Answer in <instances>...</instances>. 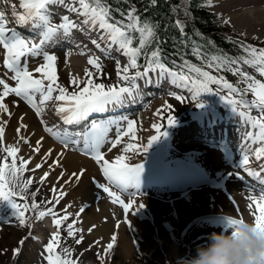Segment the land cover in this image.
Listing matches in <instances>:
<instances>
[{
	"label": "snow or ice",
	"instance_id": "6c2138e0",
	"mask_svg": "<svg viewBox=\"0 0 264 264\" xmlns=\"http://www.w3.org/2000/svg\"><path fill=\"white\" fill-rule=\"evenodd\" d=\"M11 2V0H7ZM150 3L155 4L157 0H149ZM214 0H203L201 6L211 5ZM23 11L13 15L17 17V24H24L30 21V26L27 31H20L15 27L9 28L6 25L8 21L5 18V13L0 10V44L6 49L3 64L7 69L12 71L11 79L15 81L14 84L9 83L4 76H0V111L7 112L11 115L8 104L4 103V98L9 93H14L18 97H22L33 109L38 116L41 117V122L45 130L52 134L57 140L63 144V148L57 153L59 157L61 153L71 144L74 148H79L80 151L87 153L89 156L99 163V167L103 175L107 178L109 183H101L92 177V180L106 192L109 197L116 203L122 206L125 213L124 219H128V212L133 209L137 201L128 198L125 200L121 196V192H125L129 184H135L139 187L140 173L143 169V159H139L135 163L127 162L129 157L124 154H118L112 159L105 156V151L102 150V145L106 141H110L111 146L121 143V138L126 134L135 138L136 136V121L126 114H115L118 110L128 104L129 97L133 99L142 95L138 78L144 79V84L156 83L160 84L164 77H168L173 84H179L181 88L187 89L193 101L201 102L200 93L216 91L222 95V98L229 102L233 110L246 124L251 125V130H247L240 141L242 147L241 159L239 164L233 169H237L231 175L238 177L244 182L245 188L250 193V201L248 207H254L256 211L251 213L253 224L260 229H264V78L258 79L248 71H242L239 67H232L233 63L239 65L241 61L246 62L256 68V71L264 74V47H257L256 45L241 42L240 47L244 49L242 55L229 57L227 55L217 56L213 58V66L217 68L229 67L234 73L241 75L243 87L238 86L232 81L227 80L223 75H213L203 67L190 65L198 75H185L182 71H177L168 64L164 63L161 59V50L157 46L151 53L146 56V61L141 69L138 64V56L142 51L146 50V46L153 42L157 36V22L149 17H141L134 4L130 5L126 12L120 8L114 9L116 12H121L122 15L127 17L126 20L118 19L112 15V4L109 0H73L71 3H65V0H20ZM63 5L72 12L83 15V24L87 25L89 29L102 30L99 31L100 40L105 43L102 45L98 40L93 39V44L97 48H102L105 56L112 54L113 45L117 46V53L123 51L127 56L128 62L121 65L117 60L116 68L117 75L122 77L123 83L119 84H105L96 82L93 76L89 74L90 69H85L84 79L86 82L80 86V80L73 77L71 83L73 90L69 89L58 82V74L56 69L57 56L54 52L48 51L49 44H56L57 36L63 39L72 38L73 29L83 28L80 23L70 18L67 13H64L59 22L53 21V15L56 14L53 8L49 5ZM15 8V5H13ZM175 11V6L173 7ZM187 13V8H185ZM227 21V18H224ZM175 24L180 27L183 33L184 21L177 19ZM138 33V37L135 35ZM39 36V40L35 37ZM138 39V43H133ZM231 39V37H228ZM86 49L81 48V51ZM71 49L68 50V54ZM197 55L200 52L197 51ZM42 57L43 62L36 68H29L28 57ZM90 65L95 69L101 68L100 57L89 55L87 57ZM209 61H206L208 63ZM134 68V71H129ZM122 69V71H121ZM157 76L155 81L150 73L156 71ZM34 72H39L44 75H33ZM103 73H100L102 75ZM45 79L48 81L45 83ZM215 84L216 87L211 85ZM220 86H223L228 91L221 93ZM55 92V95H53ZM251 92V98L246 93ZM38 95V98H37ZM169 95L176 96L180 100L186 99L182 92L170 91ZM55 100V111L59 113L64 126L61 127L57 124H49L43 119V112L47 107L46 102ZM16 103V101H13ZM171 105L165 102L157 109L156 115L161 117V120L166 121L167 124L174 123V116L171 112ZM167 108L169 111L163 112L162 109ZM258 109L259 114L253 115L252 110ZM113 113L108 115V113ZM99 114L98 116L86 121L90 114ZM84 122L83 131L73 129L71 126ZM126 122V123H125ZM5 123H7L5 121ZM161 122L153 121L151 124L152 129L155 131L147 137L146 143H125V149H133L138 152H145L148 146L156 140L163 132L164 125ZM27 127V125H21ZM115 127L116 135L114 138L109 135L110 131ZM17 133L20 132V127L16 129ZM4 127L0 124V139H2ZM22 139L28 140V136H23ZM40 137L36 141L35 151H40V144L43 140ZM259 142L253 149L252 145ZM18 147L8 144L4 148L7 154L4 158L0 159V219L11 220L12 217L19 219L21 225L25 224L28 217L25 215L29 208H40V202L34 197L35 192L31 195L33 199L28 203L25 189L32 182V176L24 178L22 173L25 171V165L32 159L29 156L27 159L19 158L20 163L17 164ZM52 152L50 147L44 154L47 157ZM11 156V161L7 159ZM254 156L260 163L259 167L253 168L250 166V157ZM41 162L34 165L35 168L41 166ZM53 164H58L59 160H54ZM51 168L52 165H49ZM239 169H242L243 172ZM84 169H80L82 174ZM246 173L247 175H244ZM49 172L45 171L39 179L43 181ZM63 175V172L60 174ZM76 176V173H72ZM258 182L254 184L252 179ZM60 177L58 176L57 179ZM110 185L117 186L120 191H115ZM53 190L56 185H53ZM63 185H61V188ZM64 192L57 193L56 203L59 202L58 197L62 196ZM137 193L129 192L132 197ZM20 199H17V198ZM53 198L48 197L45 203H48ZM21 200L24 203H21ZM71 203V202H69ZM142 206V202L138 204ZM55 205L42 208L37 216H43L45 213H50L53 216V224L56 225L57 231H52L50 238L43 244L46 250V260L48 264H77L76 259L72 258L69 253L72 248L67 244L61 245V232L60 226L66 221V218L72 215L68 211H64L62 216H58L53 210ZM68 205H65L67 208ZM82 206L80 211L84 210ZM77 216L80 212L76 213ZM229 225L242 223L244 217L237 214H225ZM106 219V218H105ZM76 220L66 223L67 236H76L77 229L74 227ZM92 225L89 231L94 228ZM234 231V230H233ZM83 236H79L76 243L83 240ZM117 234H111V240L108 242L105 252L111 250L116 243ZM95 243V241H94ZM58 246L61 250H58ZM91 247V245H89ZM20 249H14V252H19Z\"/></svg>",
	"mask_w": 264,
	"mask_h": 264
},
{
	"label": "rangeland",
	"instance_id": "374dc122",
	"mask_svg": "<svg viewBox=\"0 0 264 264\" xmlns=\"http://www.w3.org/2000/svg\"><path fill=\"white\" fill-rule=\"evenodd\" d=\"M11 2L14 3V5L16 7V11H18L19 9H18L17 6L19 4V0L18 1L17 0H12ZM8 8H10V7H8ZM210 8L212 9L211 6H210ZM81 16L83 17L82 14H81ZM222 16H223V10L220 9L219 10V18L222 19L221 18ZM224 23H225V25H227V27L232 29L234 34L238 35L240 40L248 39V40H246V43L252 44V45H256L258 48L262 47L261 43L264 45V32H262V31H259V32L251 31L250 32L249 31L251 34L248 35L246 32H248V29H250V28L242 26V28L246 29V32L241 30L242 33H239L241 31L236 32L237 30L236 31L234 30L235 27L233 26L232 22H230V21L229 22L228 21L225 22L224 21ZM102 42H104V41H102ZM114 65H115V71H114V75H115V72H117L116 63ZM81 66L73 68V70H71L69 72L67 70V68L69 66L66 67L65 62L61 58H59L57 60V66H56L57 74H58V82L60 84L65 85L69 89V91H71L72 90L71 87L73 85L71 83V80H72V78L74 76L77 77L78 79H80L79 77L81 75H80L79 71H80V67ZM232 67H235V66L233 65ZM29 68H30V66H29ZM31 69H33V68H31ZM74 72H76V73L73 75L72 73H74ZM251 74L256 76L257 78H259V75L257 74L256 71L251 73ZM114 75H113V78H114ZM102 77H104V75ZM261 78H264V77H261ZM81 80H83V79H81ZM47 82L48 81H46V79H45V83H47ZM13 84H14V82H13ZM248 94L252 95L251 92H248ZM13 95H14V93H9V95L7 97H10V100H13V99L16 98L18 101L20 100L26 107H28L23 102V100L18 99L17 97H14ZM184 96L186 97V99L180 100V99L177 98L176 100L174 99V102H172L173 99L171 97H167V96L160 97L159 99H160V101L162 103L160 102L158 104L159 101L156 100L155 103L148 104L149 105V112H153V109L160 108V106L162 104H164L165 102H167L168 104H170L172 106L171 109H173L176 105L180 104L181 101H186V102H188V105H190L192 103L191 102L192 99L190 97L189 92L186 95H184ZM55 103H56L55 100L46 102V104H47V107H46L47 108V114L48 115L50 114L51 116H54V117H57V116L60 117L59 113H57L55 111V108H54V104ZM148 103H149V101H148ZM48 104H49L50 108L48 107ZM18 105H19V107L21 109H19L17 111L16 115L17 114L22 115V109L24 110V107H22L19 103H18ZM166 109L167 108L162 109L163 112L169 111V109H167V111H165ZM2 112L3 111H0V114ZM252 112L254 114H258L259 110L258 109H254V111H252ZM180 113H177L176 115H173V116L175 117V116H177ZM154 115H156V114H154ZM1 119L2 118H1V115H0V121H1ZM8 120L9 119L5 120L7 123L4 122V128H5L4 131L6 133L3 132L2 139H0V144L2 145V147L4 149L8 145V142L6 141V139L7 140H9V139L11 140V137L13 139H15V138L17 139V140L15 139V141H14V146L18 147V149H19V151L17 153V156H18L17 164H19L20 163V159L19 158L27 159L31 155V152H29V151L32 150V146H33L31 142H33V144H36V141L40 138V136L36 137V140L34 138H32V139L28 138L29 140L25 141L24 139H22V137L25 136V133H22V131L19 132L20 133V135H19L20 137H17L18 133H17L16 130L14 131L16 133L15 135L8 134L9 129H10L9 128L10 124L8 126V123H9ZM57 121L61 122L62 121L61 117L58 118ZM172 124H174V123L167 124L166 125V129L163 130L162 134L156 140H154V142L156 144H158V141L161 138L166 140V143H163L165 145V150L168 149V148H171L172 150L173 149H177L175 144L178 143L179 141H181V139H182L181 136L179 138H173L172 137V135H174L175 132H176L174 130ZM143 127L144 128L141 129L142 133L140 132V134L142 136L143 135L145 136L146 133H147L146 130L147 131L149 130V128L151 127V124L145 123V125ZM154 131L155 130L152 131V134H153ZM43 132L48 137H50V139L53 140V138H51V135L48 134L49 132H47L46 130H43ZM140 134L136 133V137H138L136 140H138V141L140 139L139 138ZM4 136L6 137V139H5ZM26 136H28V135H26ZM54 141L56 142V140H54ZM138 141H136L135 143H138ZM105 145L108 148V150L105 151V155L108 154V152L111 150V148L115 147V146H111L109 141H106L105 144L102 146V148ZM24 147H25V149H24ZM180 148H181L180 150L182 152L184 150L188 151V150L195 149V151L197 152L198 157H199V155H201L203 153V151H201V149H197V148H194V147L186 148V147L182 146ZM135 154H137V152H133L132 155H135ZM146 156H147L146 154L141 156V159H145ZM186 156H187V154L185 153L184 157L186 158ZM193 156H194V153H191L190 157H193ZM9 157L11 159V156H9ZM106 158H108V157L106 156ZM181 158H183V154L177 157L178 160H180ZM197 160L200 161L201 158L199 157V158H197ZM53 161H54V158L53 159L51 158L48 162H44V164H42L39 168H35L34 165H36L38 162H34V161L29 160L28 164L25 165L24 167L27 170V173L32 175L33 179L36 182L35 190L42 189V191L40 192V196L41 197H52L53 198L51 201H49L47 203L46 206L50 207V206H52L54 204L55 207H54L53 210L56 212V214L62 216L64 211H68V212L72 213L71 210H70V208H71L70 204L71 203H69V202H72V200L70 199L71 195L74 196V197L79 198V195H78V192H77L78 191V189H77L78 185L75 186L74 188H72V186L75 185L74 184V180H75L74 178H79V173L74 172L75 170H72V171H70L68 173L67 172L68 166H64L60 162L58 164H53L52 163ZM201 161L202 162H191V165H192V163H194L196 165L203 166V164L205 163V165L203 167H201V173L204 176H206L204 174V171L207 172V173H212L213 174L214 173L213 171L216 170L215 168H217V169L221 168L222 170L224 168H226V165L221 160H220L221 167H219V166L216 167L213 163L208 164L207 162H204V160H201ZM49 165H52V167L50 168ZM233 170L235 171L237 169H233ZM239 170H241L243 172L242 169H239ZM45 171L49 172V175L47 177H45V179L43 181H41L39 179V177ZM61 171L63 172V175H61V177L56 182L55 178L59 176L58 172H61ZM72 173H76V176H74L71 179H69V176H71ZM206 177H208V176H206ZM223 177H224L223 175H221L220 177H217V178L208 177V178H210L209 181H211V182H209L208 184L201 182L200 185L209 186V185H212V182H214V183H216L218 185V181L217 180L220 179V178H223ZM233 177H235V176H233ZM235 178H236V181L242 182L238 177H235ZM152 179L153 178H151V180ZM165 179L166 180H170L168 177H165ZM89 182H90L91 185H93V188L95 189V191L93 189V193H92L93 194V201L95 202L94 203L95 207L93 206V204H91L90 208L93 209V210L96 209L97 212H100L101 202L103 200L104 201H109L110 199L107 198V197H103V195L101 194L98 186L95 184V182L91 178H89ZM53 185H56V189L55 190H53V187H52ZM61 185H63L62 188H61ZM113 186H115V185H113ZM239 187L236 186V189H238ZM113 190L118 191V192L120 191V189H118V187L117 188H113ZM193 190H195V188ZM225 190L230 192L228 190V187H226ZM180 191H182L181 195H180L181 192L178 193V194L170 195L172 197H170L171 201H169V202L168 201L167 202L160 201L161 199H167L168 198L167 196H164V195H159V196L154 197V198L151 197V198L143 199L140 196H137V194H135L134 196L130 197L128 192L124 193L126 196L122 197V198H124L125 200H127L128 198H132V199L137 201V204L133 206L134 208L131 211V214L128 215L127 222H125V225H124V227L122 229H119L118 226H116V223L120 219L118 217V216H120V214L118 213L116 215L115 218H116L117 221H116L115 225L113 226V229H111V232H107V235H105L102 231L97 230V228H95V227L92 228L91 231H89V228H91L92 225H85V226L78 225V224H80L79 220H81V218H82V216H81L82 214L81 213L83 211L80 212L77 209V207L79 206V208H81L82 206H85V208H86L87 204L89 205V201L86 200V198H84V199H81L80 201H77L76 203H74V207H76V209H75L74 213H72V215H70L69 217L66 218L65 223H69L72 220H76L75 228L77 229L78 233H80L82 236H84V239L87 242H89L87 244V246H85L83 248V257H84L85 260L83 261L82 264H88V262H90L91 264H94V262H93V257L95 258V253L94 252H98V253L102 254V256L104 258V261H105L104 264H107L109 261L110 262L113 261V263H115V264H171V263L174 262V260L172 258L174 256L171 255V254L167 255V252H168V249H169L167 244H171L173 242H174L173 244L176 243L177 246L179 247L180 251H178V252L182 253V252L188 251V255H191L190 254L191 252L194 253L195 250H196V247L199 245V244H196V243H198L199 241H207L208 239H205V238H204V240L198 239L197 241H194L193 245H189V244H187L188 239L186 237H184V234L181 235V232H182L181 230H182L183 225L185 223H187L189 220H191L193 216H196L198 214H203L204 212L199 211L200 206L198 205V203H195L194 208L188 209V210L184 209L182 211H179L178 214H177L176 213L177 209L185 208L186 205L188 204V203L187 204L184 203V205L180 206V205L177 204L178 199H173V198H179L180 196L184 195V193H183L184 190H180ZM59 192H64V194L62 196L58 197L59 202L56 203L55 201L57 199V193H59ZM239 195L241 196V194H239ZM122 196H124V195H122ZM244 196L245 195L243 194V198H244ZM83 200H85L86 203L82 202ZM153 200H156L158 203H171L172 202L171 203V207L167 208L165 210L163 207L158 206V205L157 206L149 205L150 204L149 202H151ZM111 201H113V200H111ZM140 202H142V206H138V204ZM110 203L112 204L113 207H115L114 203H112V202H110ZM249 203H251V201L247 202V204H246L247 207H248ZM65 205H68V207L65 208ZM118 207H120V206L118 205ZM230 207H232L231 204H230ZM138 209L142 210V212L137 213ZM254 211H256L255 208H254ZM77 212H80L79 216L76 215ZM249 213L251 214V212H249ZM46 214H48V213H46ZM115 214H116V212H115ZM48 215H49L48 217L53 218V216L50 213ZM129 216H130V219H133V216L142 217V222H144L146 226H143L141 224L142 222L140 223L139 221L130 222ZM40 218L41 217H39L35 222L40 223ZM13 219H15V217L11 218V220H10L11 223L13 221H15ZM8 221L9 220H5V219H1V221H0V250L4 249V248L5 249H9V246H8L9 238H12V240L13 239L16 240V238H18V236L20 234H24V227L26 225H24V226L18 225L19 228H17L16 225H10L11 223H8ZM206 221L213 222V220H211V219L206 220ZM35 229H39L37 224L34 226V229H32V226H31V230H33L32 232L37 233L36 231H38V230H35ZM13 230H15V233H12ZM39 230H43L44 231L43 232L44 233V240H40V241L39 240H37V241L34 240L33 241L32 237H31V234H32V232H31L30 239L28 241L25 240L23 242V245H22V248H21L22 249V253L20 254V256H23V257H21V259H20V261H21L20 264H41V263L42 264H46L47 263V260H46L47 252L43 248V244L46 243L45 239L48 238V236L50 234L48 235V232H46L42 228H40ZM213 230H216V229H214L213 227H210L209 224H206V223L202 224L200 221H197L192 226H190L188 228V232L187 233H188L189 239H191L194 236V233L201 234L200 232L202 231V232H205V233L209 234ZM113 232H115L117 234L116 243L114 244V246H113V248L111 250H109L108 252H105L104 249L107 247L108 242L111 240V234ZM119 235H121V236L124 235L125 237H127L128 241H129L128 243H129L130 246L129 245L125 246L124 243H123V246L120 247V244L118 242L119 241V239H118ZM41 241H43V242H41ZM94 241H95V243H94ZM165 241L167 242V244L164 243ZM89 245H91V247H89ZM85 256H87V258H85Z\"/></svg>",
	"mask_w": 264,
	"mask_h": 264
},
{
	"label": "bare ground",
	"instance_id": "6f19581e",
	"mask_svg": "<svg viewBox=\"0 0 264 264\" xmlns=\"http://www.w3.org/2000/svg\"><path fill=\"white\" fill-rule=\"evenodd\" d=\"M2 2H6V4L10 5L12 7L13 11H15L16 13L23 11V8L20 4V0H19V4L17 6L19 9L18 11H16V7L13 8V5H14L13 2H7V0H0V5H2ZM65 3H71V1L65 0ZM214 3H215V8H220L221 10H223V12H224V14H223L224 17L222 16L223 19L226 17L227 21L232 22L234 27H235V30H237L238 32L241 30H244V28H242V26L243 27H249L250 29H248V31H250V32L251 31H253V32H259V31L264 32V0H214ZM49 7L53 8L55 10V13H56L52 17L53 21L59 22L62 15L64 13H67L70 18H73L76 22L81 24L84 31H86L88 34L92 35L95 39L100 40L99 31H101V30L98 31L97 29H94V28L89 29L87 27V25L83 24V17L81 16V14H78L76 12H72L69 9H67L66 7H64L63 5L53 4V5H49ZM10 16H12V17L9 19L10 22L8 21L9 25L7 24L6 26L9 28H12V27H15V28L20 27V29L24 28L23 30H25V32H26V29H28L30 26V21L25 22L24 24H17L16 23L17 17H15L13 15V13L12 14L10 13ZM11 23H12V25H11ZM36 39L39 40V36H36ZM84 41H85L84 39H80L78 41L77 45L72 46L70 48L71 49L70 54H68L67 51H63L64 56H65V60L69 63L68 64L69 67L67 68V70L69 72L71 70H73V68L79 67V66L89 62L87 59V57L89 55H93V54L95 55L96 54V49H94L89 44H86ZM100 41L102 42V40H100ZM2 46L3 45L0 44V60H1L0 61V76H4V78L7 79L9 83H12L13 80L11 79V76L13 73L11 70L7 69L6 66L3 64L4 50H2ZM81 48L86 49V50L81 51ZM116 49L117 48L113 47L112 54H116V55L122 54V52L117 53ZM36 59L41 60V63L43 62L42 57H32V56L28 57L30 69L33 68V66L37 65ZM158 71H155L156 76H157ZM33 75H45V77H46V74H41L39 72H34ZM152 78H153V80L156 79L153 76H152ZM164 78L171 87L181 88L178 83L177 84L171 83L170 78H168L167 76ZM141 81L142 82H141L140 86L143 87L144 79L142 78ZM152 84H153L152 89L154 90L153 95L160 93L161 89L159 87H158V90L154 89L156 87V83H152ZM147 99L148 98H145V100H147ZM13 101H16V103H13ZM23 102L29 108L26 107L20 100L18 101L16 98L13 100H10V97H5L4 103L8 104L11 115L9 116L7 112L3 111L0 114L1 118H2L0 121V124H2L4 127L5 120L9 119L8 120V122H9L8 126L10 124V126H9L10 129H9L8 134L15 135L16 133L14 131L17 129V127H20V131H22V133H25V136L28 135L29 139L34 138L36 140V137H38V136L44 138L41 141V144L39 146L40 147L39 152L35 151L36 144H33V142H31L33 145L32 150L29 151V152H31V155H30L32 157L31 161H34V162L43 161L41 163V165H42V164H44V162H48L51 158L52 159L54 158V160L59 159V162L62 165L68 166V170H67L68 173L72 170H75L74 172L79 173V178H74L75 179L74 180L75 185L72 186V188H74L75 186L78 185V188H77L78 191L77 192H78L79 198L71 195L70 199L72 200V202L70 204L71 205L70 210L72 213H74V211L76 209V207H74V203H76L77 201H80L81 199H84V198H86V200L89 201V205L87 204V207L86 208L84 207L83 212L80 211L81 208H79V206L77 207V209L80 212H82L81 213L82 218H81V220H79L80 224H78V225H80V226L95 225V228H97V230L102 231L105 235H107V232H111V229H113V226L116 223L115 217L119 213L120 216H118V217L120 219L116 223V226H118L119 229H122L125 225V222H127V220L124 219L125 213L123 211L122 206L119 205L118 203L111 201V199L109 201L103 200L101 202L100 212H97L96 209L93 210L90 208L91 204H93V206H94L95 202L93 201V194H92L94 188H93V185L90 184L89 178L92 179V177H96V179L98 181H100V178H101L100 175H103V172L99 167V163L94 158L84 155L83 152L79 150V148H74L71 144L68 146L67 149L64 150L63 153H61V155L58 158L57 153L60 151L61 148H63V144L59 143L58 141L55 142L54 139L53 140L50 139V137H48L43 132V130H45V128L43 126V123L41 122V117L36 114L35 109H33L25 100H23ZM18 103L22 107H24V110L22 109V115H19V114L16 115L17 111L19 109H21L19 107ZM159 103L160 102H158V104ZM48 107H49V104H48ZM119 114H121V113H118V115ZM49 115L47 114V108H46L43 112V119L46 120L49 124H57L61 127L64 126L63 121H61V123H58V121H57V119L60 117H58V116L54 117V116H51V115L49 116ZM230 116L232 117V115H230ZM91 117L94 118V116H91ZM208 117L210 119H212L214 116L211 114H208ZM193 118H195V119L192 121L191 131H193L196 128H203L202 122L196 121L198 119V116L193 117ZM22 124L27 125V127H22L21 126ZM220 127L223 129L229 128L228 126H224V127L220 126ZM83 128H84V126L79 128V130L83 131ZM247 130H251L250 124H247L246 127L243 129V131H241L240 133L234 132V131L232 133L236 134L238 136V139L241 141V138L243 137V135L246 133ZM182 132L184 133L185 131L182 130ZM48 134L51 135V138H55L52 136L51 133H48ZM233 134H231V135H233ZM5 139H6V137H5ZM15 139H13L11 137V140L6 139V141L8 142V144L13 145ZM136 141H138V140H136ZM258 143L259 142H255L252 145L253 149L255 148V146L258 145ZM239 145L240 144H238L236 146H239ZM50 147L52 148V152L47 157H45L44 154L47 152V150ZM24 149H25V147H24ZM124 150H125L124 147L123 148L119 147V146L113 147L108 152V154H106L105 156L108 157L109 155H112L113 153L115 155H118L121 153L124 154L125 153ZM234 151L237 154V159L240 160L242 147L234 148ZM127 157H129V155ZM199 157L201 158V160H204V162H207L208 164L213 163L216 167L217 166L221 167L220 160L225 164V161L227 158V156L223 155L219 150L218 151L217 150H214V151L213 150H207L206 152H203L201 155H199ZM153 162L156 165V163H155L156 161H153ZM231 162H233V161H231ZM249 163H250L251 167L257 168V167H259L258 163H260V162L254 156H252V157H250ZM232 166H234V165H232ZM80 169H84V172L82 174L80 173ZM231 173H232V168L228 169L226 167L223 169V174H225L226 180L231 178ZM244 175H247V174L244 173ZM72 177H74V176H72ZM249 179H252V182L254 184L258 185V182L255 181L254 178L249 177ZM231 181L232 182H226V184L222 185V186L218 185L217 188L203 186V187L197 188L195 190L189 191L187 194H185L181 198H178V201H177L178 205L182 206V205H184V203L185 204L188 203V204L186 205L185 208L177 209L176 213L178 214L179 211H182L184 209L185 210L192 209V208H194L195 203H198V205L200 206L199 211L204 212V213L207 212L206 214L210 215L212 213L219 211V210L217 211L216 208L217 209L225 208V210L230 209V203L228 202V200H234V201L236 200V204L234 206H235V208H237V211H236L237 214L242 215L243 217H246V215L248 214V208L246 206L247 202L244 201V199L241 198V196L239 195V194L246 193L245 192L246 188L241 183V185L243 186V189H241V190L239 188L236 189V186H240V185L237 183V181H233V180H231ZM140 187H142L144 189L148 188L150 191H154L153 187H146L145 184H142L139 181V187L138 188H140ZM226 187H228V190L231 193H229L228 191L225 190ZM126 188L136 189L137 187L135 184H129ZM94 191H95V189H94ZM82 202L86 203L85 200H83ZM110 202L114 203L115 207H113ZM149 203L148 204L152 205V206H157V205L161 206L165 210L167 208L171 207V203H158L156 200H153ZM118 205L120 207H118ZM132 210L133 209H130L127 215H130ZM137 211H136L137 213L142 212V210H140V209H138ZM229 211H232V208ZM115 212H116V214H115ZM219 213H223V211H220ZM226 213L233 214L231 212H226ZM129 220H130V222L139 221L141 223L142 217L133 216V219H130V216H129ZM44 222H45L47 227L51 228V225L49 222H47V220H45ZM141 224L143 226H146L144 222H142ZM121 235H119V237H118V239H119L118 242L120 244V247L123 246V243L125 246L129 245V243H128L129 241H128L127 237H125L124 235L123 236H121ZM164 243L167 244L166 241ZM167 245L169 246L167 255L171 254L174 257H176V255L178 254V251H180L177 247V244L171 243V244H167Z\"/></svg>",
	"mask_w": 264,
	"mask_h": 264
},
{
	"label": "trees",
	"instance_id": "16d2710c",
	"mask_svg": "<svg viewBox=\"0 0 264 264\" xmlns=\"http://www.w3.org/2000/svg\"><path fill=\"white\" fill-rule=\"evenodd\" d=\"M182 0H157L155 4L149 0H109L112 4V15L118 19H122L125 15L121 12H116L114 9L120 8L126 12L127 8L134 4L141 17H149L157 22V36L153 39L151 47L155 49L159 46L161 54L167 55L172 61H182L193 57L190 49L197 46V41H202L201 34L203 32L213 31L219 24L213 20L210 13L202 11L198 8L196 0H188L184 4ZM175 6V11L173 7ZM187 8V13L185 11ZM180 19L184 21L183 33L180 27L175 24V21ZM215 21V22H214ZM215 47H207L209 53H220L216 48L227 47L225 50H232L231 53H240L239 48L231 42H227L219 35H215ZM171 67H175L169 61H164ZM5 236V235H4ZM17 241V240H16ZM16 241L12 238L8 240V246H14ZM17 256L7 249L0 250V264H15Z\"/></svg>",
	"mask_w": 264,
	"mask_h": 264
},
{
	"label": "clouds",
	"instance_id": "9594fccd",
	"mask_svg": "<svg viewBox=\"0 0 264 264\" xmlns=\"http://www.w3.org/2000/svg\"><path fill=\"white\" fill-rule=\"evenodd\" d=\"M180 264H264V229L245 218L230 230H213Z\"/></svg>",
	"mask_w": 264,
	"mask_h": 264
}]
</instances>
